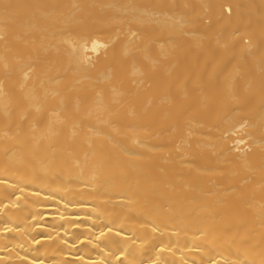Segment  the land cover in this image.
<instances>
[{
  "label": "bare ground",
  "instance_id": "obj_1",
  "mask_svg": "<svg viewBox=\"0 0 264 264\" xmlns=\"http://www.w3.org/2000/svg\"><path fill=\"white\" fill-rule=\"evenodd\" d=\"M0 264H264V0H0Z\"/></svg>",
  "mask_w": 264,
  "mask_h": 264
}]
</instances>
